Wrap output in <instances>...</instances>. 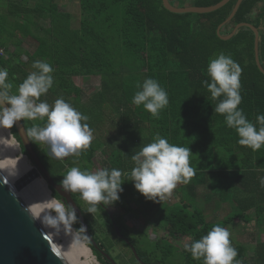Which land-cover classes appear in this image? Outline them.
Instances as JSON below:
<instances>
[{
	"label": "trees",
	"instance_id": "obj_1",
	"mask_svg": "<svg viewBox=\"0 0 264 264\" xmlns=\"http://www.w3.org/2000/svg\"><path fill=\"white\" fill-rule=\"evenodd\" d=\"M31 1H35L33 6H30ZM169 1L183 8L210 7L222 0ZM236 2L231 0L213 13L199 15L171 13L163 7L162 0H79V23L74 28L71 14L60 11L54 0H0V50L7 52L6 57L0 55V67L7 69L12 91L15 92L34 70V61L49 63L54 69V84L40 99L52 104L63 97L89 117L87 123L95 136L78 157L69 156L63 160L48 157L44 144L38 146L31 141L56 184L60 185L62 176L73 166L92 171V160L98 151L108 158L106 168L130 172L134 167L131 156L159 133L170 143L190 148V164L195 174L188 183L179 185L185 186L192 199L196 198L200 187H205L212 199L236 207L223 220L208 222L204 211L190 202L151 203L132 182H125L120 199L115 203L123 213L112 221L103 205L98 206L97 211L112 230V236L129 252L131 264L140 262L116 235L114 227L128 239L144 264H156L154 256L158 252L164 262L175 247L165 238L154 242L155 250L147 251L138 246L137 238L130 236L124 221L125 216L133 212L130 207L133 203L151 216L156 215L160 229L166 231L170 240L189 239L188 244L206 235L217 224L225 228L235 221L250 224L255 220L246 215L250 210H254L256 218L264 215V186H261L264 146L253 150L237 143L236 131L227 127L224 116L214 111L217 101L203 84L205 80L210 82L209 61L221 52L230 55L242 68L239 108L254 124L257 115L264 114V75L255 62L254 33L242 28L228 41L221 40L216 33ZM261 3L264 0H243L221 35H229L241 23L253 25L260 32L259 58L264 69V7H259ZM46 20L48 27L39 25ZM26 41L34 43L31 51L24 48ZM9 46L15 50L9 52ZM89 76L100 78V89L84 99L83 91L73 79ZM147 78L157 80L168 92L169 104L161 110L159 118L153 117L142 105L132 103L134 94L140 90L137 85ZM45 122L22 121L25 129L33 124L43 126ZM9 130L20 143L15 127ZM21 151L26 156L22 147ZM50 190L53 198L61 200ZM73 199L95 241L110 255L108 247L111 246H106L97 236L80 195L74 194ZM69 226L86 242L100 264H110L79 230V218ZM233 247L238 251L236 259L246 264V248ZM263 248L264 244L257 246L256 255L260 259L264 258ZM182 252L183 264H202V260L193 259L189 252Z\"/></svg>",
	"mask_w": 264,
	"mask_h": 264
},
{
	"label": "clouds",
	"instance_id": "obj_2",
	"mask_svg": "<svg viewBox=\"0 0 264 264\" xmlns=\"http://www.w3.org/2000/svg\"><path fill=\"white\" fill-rule=\"evenodd\" d=\"M32 68L34 70L13 92L7 69L0 67V129H11L18 121H46L43 126L33 124L27 128L24 133L27 140L38 146L44 144L48 149L47 156L53 159L78 157L93 140V130L87 123L89 117L63 97L52 104L41 100L54 84V69L41 60L34 61ZM207 73L210 82L205 80L203 84L217 101L214 111L223 115L227 127L236 131L239 145L259 150L264 146V114L257 115L254 124L239 108L242 68L230 55L221 52L209 61ZM137 87L140 90L134 94L132 103L142 105L153 117L159 118L161 110L169 104L168 92L153 78L145 79ZM191 155L189 147L170 143L166 137L156 133L152 142L131 156L134 167L130 172L106 167L88 171L73 166L59 183L63 191L79 193L80 198L88 203L87 212L90 214L96 212L98 206L118 202L123 192L122 185L127 181L132 182L147 199L159 201L165 194L170 195L179 183L186 184L193 177L195 171L190 164ZM15 172L7 173L14 175ZM261 186H264V179ZM43 203L41 216H31L54 232L78 221L76 209L71 204L66 205L53 197ZM79 230L86 233L84 226ZM230 235L227 228L217 224L200 239L185 244L184 250L193 259L202 260V264H243L242 260L236 259L238 251L232 246Z\"/></svg>",
	"mask_w": 264,
	"mask_h": 264
},
{
	"label": "rangeland",
	"instance_id": "obj_3",
	"mask_svg": "<svg viewBox=\"0 0 264 264\" xmlns=\"http://www.w3.org/2000/svg\"><path fill=\"white\" fill-rule=\"evenodd\" d=\"M36 1L39 2L40 0H36ZM54 1L58 3L60 11L68 12L71 14L72 27L77 28L78 23H79V14H80L79 0H54ZM34 3L35 1L34 2L31 1L30 6H33ZM39 25H42L43 27H48L49 22L48 20L41 21L39 22ZM24 48L26 50L31 51L34 48V43L32 41H26ZM14 50L15 48L13 46L8 47L9 52H13ZM6 53H7L6 51H3L4 57H6ZM215 57L216 56H214L212 59H214ZM24 59L26 58L24 57ZM73 81H74V84L83 91L85 95L84 99L89 98L90 96H92L95 92H97L100 89V78L98 76L75 77ZM0 138H2L0 139V162H4L7 170L10 171V169L6 166V165L11 166L7 162V159H9V154H10V147L13 145V140H15L16 142L18 141L13 137L10 131H9V134H7L1 129H0ZM94 138L95 136L93 134V140ZM23 157H25V155H23L21 149H19L18 152H15L14 160L18 162ZM92 161H93V164H92L91 170L96 171L106 166L108 162V158L101 151H98L95 153ZM28 162L30 163L32 168H35L34 164L30 162V160ZM15 169L17 173V178L21 180L24 177V173L16 167ZM29 175H31L30 177H32V179L35 178L34 177L35 175L32 172H30ZM40 177L43 178V176H40ZM206 193H208V189H206L205 187H200L197 191L196 198L192 199L191 196L188 194L185 186L178 184L177 187L172 191L170 195L165 194L162 198H159V201H162L166 205L180 204L179 202L180 200H185L187 202H190L206 211L205 217L208 222H219L223 220L227 215L234 212V210L230 211L228 209L217 211L215 210V208L206 210L205 208L206 206H204L205 203L204 204L202 203L203 198H204L203 195ZM198 198L201 201H197ZM60 201L63 202V200H60ZM82 202H83V208L87 212L89 205L85 201H82ZM150 202L156 203L158 202V200L150 199ZM130 207L132 208L133 212H131L130 214H127L124 218V221L128 229L130 230V236L137 238L138 246L142 248L143 250L151 251L152 249H154L155 241H157L160 238H165L171 241V243L175 246L173 248L174 250L173 254L170 255L167 260L165 259L166 261L164 260V262H162V260L160 259H162L163 257L161 258L162 255L160 252H158L154 256L155 257L154 260L157 261L156 264H183L184 261H183L182 251L184 250V245L188 244L189 239H173V240L171 239L170 240L166 231L163 229H160V225H158L156 215L151 216L149 214L150 212L148 213L144 212L141 209V207L138 206L137 203L131 204ZM107 208L111 216H116V215L118 216L123 213L121 210H119L118 206L117 207L115 206V204L107 206ZM161 208L163 209L164 206ZM87 214H88L89 219L93 223V226H94L93 228L96 231L99 239L102 240L106 246H111V247H108L110 248L109 253L112 256V258L115 260V262L117 264H131V256L129 252L122 245V243L119 242L114 237V235L112 236V230L105 225L104 219L99 216L100 213L96 211L93 214H90L88 212ZM263 217H261L260 223L255 222V223L246 224L243 222H236L235 225L232 226V229L229 230V232L231 233L230 240H231L232 246L242 245L246 248L247 250L246 264H264V258L260 259L256 255L257 246H259L260 244H264V218ZM239 226H241V228ZM69 227L73 229L71 226ZM73 231L75 232L74 229ZM78 237L80 238V240H82L85 243V241L79 235ZM61 243H64V240H61ZM263 251H264V248H263ZM163 252H166V251H163ZM91 253L93 255V258H90L89 260L91 261V259H94L92 261V264H100L97 261L96 256L93 254V251H91ZM85 258L86 257L84 255H81L82 262L87 261V258L86 259Z\"/></svg>",
	"mask_w": 264,
	"mask_h": 264
},
{
	"label": "water",
	"instance_id": "obj_4",
	"mask_svg": "<svg viewBox=\"0 0 264 264\" xmlns=\"http://www.w3.org/2000/svg\"><path fill=\"white\" fill-rule=\"evenodd\" d=\"M230 1L231 0H222L218 4L210 7L187 6L179 8L171 5L169 0H162V4L167 11L174 14L203 15L210 14L221 9ZM242 2L243 0H237L230 16L225 20V22L219 25L216 33L221 40L228 41L232 39L242 28L250 29L254 33L255 62L259 71L264 75V69L259 58V30L251 24L241 23L237 25L229 35L221 36L223 27L231 22ZM14 127L18 138L20 139V143L17 142L20 149L22 147L25 150V157L35 166L33 174L35 176H43L49 190L50 188L54 190L66 205L69 203L76 209L80 225L85 227L86 233L84 234L91 243L93 249L96 250L110 264H116L113 258L99 246L90 233L83 213L73 199V195L79 193L65 192L63 191L61 185H58L53 181L48 170L42 164L36 151L34 150L31 141L27 140L24 134L26 129L22 121L16 122ZM30 179H32V177H28L27 182ZM50 192L52 195L51 190ZM104 209L107 211L108 208L104 206ZM28 211L23 202L17 196L15 190L0 173V264H68ZM115 233L131 249L138 262H140V264H144L140 261L132 244L127 238L120 234L118 227H115Z\"/></svg>",
	"mask_w": 264,
	"mask_h": 264
},
{
	"label": "bare ground",
	"instance_id": "obj_5",
	"mask_svg": "<svg viewBox=\"0 0 264 264\" xmlns=\"http://www.w3.org/2000/svg\"><path fill=\"white\" fill-rule=\"evenodd\" d=\"M1 130L9 134V130ZM19 149L18 143L13 140V145L10 147L9 159H7V162L11 166L6 165L11 172L7 170L4 162H0V170H3L0 173L15 190L17 196L25 207L28 208L31 215L34 218H39L44 208L43 202L52 197L51 192L44 178L40 176H34L35 178L27 182V178L31 176L29 175L30 172L34 173V168H32L26 157H23L18 162L14 160L15 152H18ZM15 167L24 173V177L21 180L17 178V173L13 171L16 170ZM7 172H15V174L9 175ZM35 220L68 264H92L94 259L89 260L93 258L91 250L68 225H65L61 231L54 232L53 229L44 226L39 219ZM61 240H64V243H61ZM81 255H84L87 261L82 262Z\"/></svg>",
	"mask_w": 264,
	"mask_h": 264
},
{
	"label": "crops",
	"instance_id": "obj_6",
	"mask_svg": "<svg viewBox=\"0 0 264 264\" xmlns=\"http://www.w3.org/2000/svg\"><path fill=\"white\" fill-rule=\"evenodd\" d=\"M259 7H264V3H261ZM203 196H204V198H203V202L202 203L203 204L205 203L204 206H206L205 207L206 210H210L211 208H215V210H217V211H219V210H226V209H228L230 211H232V210L235 211L236 210V207H234L233 205H231L229 203H221L219 201V199H217V198L216 199H212V197L209 196V193H206ZM197 201H201V200L198 198ZM195 206L197 208H199L197 205H195ZM199 209L203 210L204 213L206 214V211L204 209H202V208H199ZM253 214H254V210H250V211H248L246 213V215H249L250 217H253L255 219L251 223H255V222L260 223L261 218H256V217H254ZM236 222H242V221H235L234 223L228 225L226 228L227 229L229 228L228 230L232 229V226H234ZM239 227L241 228V226H239Z\"/></svg>",
	"mask_w": 264,
	"mask_h": 264
},
{
	"label": "flooded vegetation",
	"instance_id": "obj_7",
	"mask_svg": "<svg viewBox=\"0 0 264 264\" xmlns=\"http://www.w3.org/2000/svg\"><path fill=\"white\" fill-rule=\"evenodd\" d=\"M105 207H107V206H105ZM103 210L109 215V217H110V219H111V217H112V221L114 220V217L115 218H117L118 216L116 215V216H111V214L109 213V210L107 209V211L104 209V207H103ZM115 228V227H114Z\"/></svg>",
	"mask_w": 264,
	"mask_h": 264
},
{
	"label": "built area",
	"instance_id": "obj_8",
	"mask_svg": "<svg viewBox=\"0 0 264 264\" xmlns=\"http://www.w3.org/2000/svg\"><path fill=\"white\" fill-rule=\"evenodd\" d=\"M0 55L3 56V50H0Z\"/></svg>",
	"mask_w": 264,
	"mask_h": 264
}]
</instances>
